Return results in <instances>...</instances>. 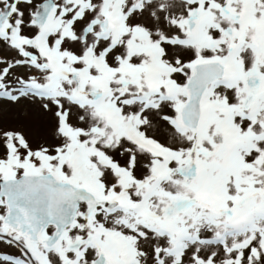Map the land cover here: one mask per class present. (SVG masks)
Returning <instances> with one entry per match:
<instances>
[{
	"label": "snow or ice",
	"instance_id": "6c2138e0",
	"mask_svg": "<svg viewBox=\"0 0 264 264\" xmlns=\"http://www.w3.org/2000/svg\"><path fill=\"white\" fill-rule=\"evenodd\" d=\"M0 101V262L264 264V0H0Z\"/></svg>",
	"mask_w": 264,
	"mask_h": 264
},
{
	"label": "rangeland",
	"instance_id": "374dc122",
	"mask_svg": "<svg viewBox=\"0 0 264 264\" xmlns=\"http://www.w3.org/2000/svg\"><path fill=\"white\" fill-rule=\"evenodd\" d=\"M6 54V53H5ZM54 119L49 113H44L35 104L21 101L11 104L0 101V127L23 132L33 142L46 140L50 142L49 133L52 130ZM18 254L15 246H8L0 242V252ZM0 264H4L0 262Z\"/></svg>",
	"mask_w": 264,
	"mask_h": 264
},
{
	"label": "flooded vegetation",
	"instance_id": "af4514ba",
	"mask_svg": "<svg viewBox=\"0 0 264 264\" xmlns=\"http://www.w3.org/2000/svg\"><path fill=\"white\" fill-rule=\"evenodd\" d=\"M6 247H7V244H6ZM6 253H7V251H6ZM4 264H7V262H3Z\"/></svg>",
	"mask_w": 264,
	"mask_h": 264
}]
</instances>
